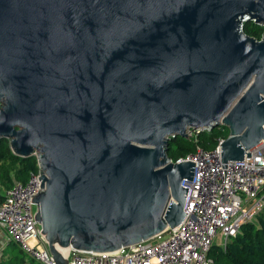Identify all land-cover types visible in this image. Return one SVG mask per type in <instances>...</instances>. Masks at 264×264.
I'll return each instance as SVG.
<instances>
[{"label": "water", "instance_id": "water-1", "mask_svg": "<svg viewBox=\"0 0 264 264\" xmlns=\"http://www.w3.org/2000/svg\"><path fill=\"white\" fill-rule=\"evenodd\" d=\"M249 20L264 0H0V138L36 157L32 214L56 264L182 220L194 162L170 159V137L225 125L222 161L264 138Z\"/></svg>", "mask_w": 264, "mask_h": 264}, {"label": "built area", "instance_id": "built-area-1", "mask_svg": "<svg viewBox=\"0 0 264 264\" xmlns=\"http://www.w3.org/2000/svg\"><path fill=\"white\" fill-rule=\"evenodd\" d=\"M202 130L209 127L186 128L184 137L191 138L194 149L174 160L194 162L191 180L181 181L187 187L182 206L185 214L177 225L113 250L69 247L67 264H214L209 252L215 239H222L218 245L225 244L264 206V138L242 160L222 161L219 142L224 137L218 136L213 148H204L197 142ZM40 174L36 161V169L28 172L24 182L15 180L4 190L0 229L7 241L15 242L30 257L42 264H56L32 214L35 203L30 200L41 190Z\"/></svg>", "mask_w": 264, "mask_h": 264}, {"label": "trees", "instance_id": "trees-1", "mask_svg": "<svg viewBox=\"0 0 264 264\" xmlns=\"http://www.w3.org/2000/svg\"><path fill=\"white\" fill-rule=\"evenodd\" d=\"M263 28L262 25L249 20L243 22L242 30L259 38ZM227 133V128L220 132L219 127L215 125L209 130L200 131L197 134V142L204 148H213L217 137H225ZM193 149L191 138L176 135L168 139L166 154L174 161ZM34 169L35 155L18 156L11 151L8 140L0 138V200L4 197L6 188L15 180L24 182L28 172ZM5 248L7 251L0 252V264H42L26 254L15 242L8 241ZM209 255L213 257L214 264H264V206L254 220L243 222L238 232L227 239L224 246L213 245Z\"/></svg>", "mask_w": 264, "mask_h": 264}, {"label": "rangeland", "instance_id": "rangeland-1", "mask_svg": "<svg viewBox=\"0 0 264 264\" xmlns=\"http://www.w3.org/2000/svg\"><path fill=\"white\" fill-rule=\"evenodd\" d=\"M259 25H262L263 27H264V23H258ZM242 27H243V25H242ZM217 127H219V131L220 132H222V130L224 129V128H227L225 125H221V124H218V125H216ZM5 139H7V138H5ZM9 145V144H8ZM172 146H174V144L172 145ZM254 220V219H253ZM0 237H4V242L2 241V240H0V251H7V249L5 248V246L7 245V243H5V241L6 242H8L7 240H6V236H5V234H4V232H2V230H0ZM218 242H222V239H220L219 237H217L216 239H215V244L216 245H218ZM1 246H2V248H1ZM220 246V245H219ZM222 246H224V244L222 245Z\"/></svg>", "mask_w": 264, "mask_h": 264}, {"label": "crops", "instance_id": "crops-1", "mask_svg": "<svg viewBox=\"0 0 264 264\" xmlns=\"http://www.w3.org/2000/svg\"><path fill=\"white\" fill-rule=\"evenodd\" d=\"M0 230H2V229H0ZM3 232V231H2ZM0 240H2L3 242H4V237L2 238V237H0ZM5 243H7L6 241H5ZM1 248H2V246H1ZM1 252V251H0Z\"/></svg>", "mask_w": 264, "mask_h": 264}, {"label": "bare ground", "instance_id": "bare-ground-1", "mask_svg": "<svg viewBox=\"0 0 264 264\" xmlns=\"http://www.w3.org/2000/svg\"><path fill=\"white\" fill-rule=\"evenodd\" d=\"M62 251H63V249H62Z\"/></svg>", "mask_w": 264, "mask_h": 264}]
</instances>
